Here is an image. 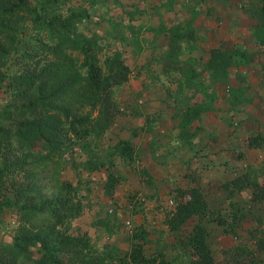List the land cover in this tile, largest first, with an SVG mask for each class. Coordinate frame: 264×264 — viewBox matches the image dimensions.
Returning a JSON list of instances; mask_svg holds the SVG:
<instances>
[{"label": "rangeland", "instance_id": "rangeland-1", "mask_svg": "<svg viewBox=\"0 0 264 264\" xmlns=\"http://www.w3.org/2000/svg\"><path fill=\"white\" fill-rule=\"evenodd\" d=\"M20 1L26 3L27 12L13 13L0 19V22L7 26L6 31L13 25L19 30L23 28L25 32L29 27L33 28L34 23L31 20L33 16L30 15L33 9L59 17H66L73 11L83 12L85 9L86 20L79 28L88 34H94L108 52L121 50L125 62L129 64L133 73L141 63L138 64L136 59L137 48L131 44V38L135 36L131 35L132 30L129 31L127 26L137 27L140 21L147 24L149 18L153 20L154 17L156 23L161 18L166 22L163 11H153L154 15L138 12L137 6L150 0ZM152 1L153 5L160 4L162 8L182 4V0ZM201 1L197 0V3ZM249 1L243 0L245 6L241 7L238 6V2L236 8L247 9L250 6ZM202 12L205 16L208 15V10L203 9ZM222 21L221 17L217 19L221 24ZM146 29L147 27L140 33L136 31V34L148 39ZM6 31L0 32V38L8 37L4 33ZM141 53L145 54L143 51ZM155 65L157 64L151 63L147 67H141L144 72L138 77H132L131 74L129 81L115 90L119 110L116 120L99 141L90 147L75 146L67 149L63 147L48 156L45 153L25 156L26 153L17 148L13 149L10 159L3 162L0 159V166L3 168L0 173V244L9 241L14 235L16 215L12 211L17 202L13 197V190L23 186L31 191L30 197L35 205L37 203L47 205L63 198L80 201L82 212L65 225H61V228L72 233L85 231L99 248L106 243L119 247L120 253L123 254L129 247L132 232L144 229L147 239L144 248L147 254L160 251L170 264H190V257L176 244V238L167 229L164 219L172 208L169 200L175 194L176 187H183L186 183L201 185L208 183L210 187L207 191L208 200L218 214L229 218L234 212L242 214L243 217L234 228L217 224L212 220L202 221L208 230L207 242L217 264H264V202L252 201L250 186L233 195L213 187L215 181L230 179L248 169L254 170L258 181L264 183V146L249 148L244 144L246 136L264 125L260 115L264 106V89L256 83L259 71L253 67L252 72L248 73L250 78L244 74L246 75L244 78L248 79L242 80L237 76L240 68L236 70L238 67L236 66L235 69H231V76L215 81L208 77L207 72L200 70L199 63L196 66L199 69L195 71L197 80H190L187 83L186 75L170 73L171 64L163 65L161 68H156ZM197 81L198 84L195 86ZM205 84L210 87L209 90L213 88L215 98L210 103L211 109L203 113L202 130L197 132L195 129L201 136L197 135L193 143L190 142L194 146H184L178 136H173L172 139L158 137L156 141L159 145L164 144L162 147L167 152L158 149L154 151L155 158L149 157L146 149L147 140L132 135L139 118L135 114L137 110L135 108L151 112L158 110L162 104L184 107L195 90ZM242 84L247 85V89L242 90L238 104H233L235 98L232 90ZM0 96L4 97L2 91ZM254 120H257L256 123ZM134 123V126L129 127ZM196 126L194 123L190 129ZM136 128L138 129V126ZM175 131L173 135L178 132ZM118 136L137 143L135 151L137 160L151 175L150 184L142 180L144 177L141 178L125 160L114 154L112 147ZM204 139L206 142L203 145ZM156 141L149 142V146L157 144ZM159 154L162 155L156 157ZM34 157L38 159L40 165L29 166L28 170L19 171L12 165L14 162L28 164ZM101 162L105 165L98 169H90ZM108 162L112 165L105 168ZM108 171L120 175L122 180L110 193L104 190ZM34 185L39 187V194L33 192ZM18 202L24 204L26 201ZM236 208L238 209L235 210ZM127 220H130V225L126 224ZM196 222L197 219L191 220L184 228L190 229ZM261 245L263 247H260ZM258 246L259 251L254 254ZM30 250L36 255L35 248ZM111 262L119 264L114 259Z\"/></svg>", "mask_w": 264, "mask_h": 264}, {"label": "trees", "instance_id": "trees-1", "mask_svg": "<svg viewBox=\"0 0 264 264\" xmlns=\"http://www.w3.org/2000/svg\"><path fill=\"white\" fill-rule=\"evenodd\" d=\"M27 9L26 3L20 0H0V19L27 12ZM85 14L84 9L59 17L33 9L30 15L34 26L26 32L16 25L6 31L7 26L0 22V32L6 31L8 35L0 38V92L4 93L3 98L0 96L2 162L10 159L13 149L17 148L25 152V156L37 153L48 156L63 147H90L116 120L119 110L115 90L129 81L132 69L121 50L108 52L94 34L79 28L86 20ZM261 14L262 20L254 34L257 42L264 46V4ZM128 28L132 30V26ZM168 32L170 57L181 52L183 42L194 40L193 30L182 28L180 24H173ZM243 55L236 47L211 48L203 71L215 81L226 79L230 69L237 65L234 64L236 58ZM262 72L264 74V62ZM195 73L193 70L185 76L187 83L197 78ZM209 88L206 84L197 88L182 109L180 126L186 139L194 135L189 133V126L211 109L215 95L213 88ZM242 90V86L232 90L235 103L241 100ZM244 144L249 148L263 147L264 129L250 133L244 138ZM112 150L144 177L142 180L151 183L148 170L137 160L136 143L118 136ZM12 165L23 171L40 162L34 157L28 164L14 162ZM101 165L102 162L90 169ZM111 165L108 162L105 168ZM2 170L0 166V173ZM253 171L248 169L230 179L217 180L213 187L233 195L250 186L252 201L264 202V183L258 181ZM106 176L104 190L110 193L122 180L120 175L109 171ZM34 188L33 192L39 194V187L34 185ZM208 188V183L176 187L171 197L174 206L164 219L176 244L190 257V264H217L207 242L208 230L203 220L234 228L242 217L234 212L229 218L218 214L209 203ZM30 192L23 186L13 190L17 202L12 211L16 215V229L9 241L0 244V264H112L113 259L119 264H170L163 252L146 253L144 229L132 232L129 247L123 254L119 247L106 243L99 248L85 231L72 233L61 228L82 212L80 201L63 198L47 205H35ZM194 219L197 222L190 229L184 228ZM127 221L130 225V220ZM30 248L36 249V255ZM258 251L259 246L254 254Z\"/></svg>", "mask_w": 264, "mask_h": 264}, {"label": "crops", "instance_id": "crops-1", "mask_svg": "<svg viewBox=\"0 0 264 264\" xmlns=\"http://www.w3.org/2000/svg\"><path fill=\"white\" fill-rule=\"evenodd\" d=\"M242 1L243 0H202L201 3H197V0H182L181 5L176 6V4H174L172 8L169 6L162 8L159 6L160 4L153 5V1L150 0L147 3L137 6L138 12L143 14H153V11L156 12V10L165 12L163 14L165 15L164 17L167 23L162 20L163 18L156 23L157 20L155 21L154 17L153 20L149 18L147 24H142L143 22L140 21L138 24L139 26H132L131 35L135 37L131 38V44L137 48V62L138 64H145L143 66L140 64L134 73L132 70V77H138L140 73L144 72V70H141V67H147L148 64L150 65L151 63H156L157 65L154 66L156 68L171 64L170 73L172 74L173 72L172 75L179 73L185 76L193 70L195 72L199 69L196 67L199 63L201 64L200 70L203 71L204 63L208 58L211 48L219 47L226 49L236 47L239 48L244 55L236 58L234 64L237 65H234L231 69H235L236 66H238L236 70H238V68H240V70L237 72V76L245 80L249 77L248 73L252 72L251 69L256 67L259 71H256L258 76L256 83L261 89H264V74L262 72L264 46L257 42L254 34L255 29L262 20L261 7L263 5V0H250V6L247 9L236 8L238 2V6H245ZM203 9H206V11L208 10V15L205 16L202 12ZM220 17L223 20V24L217 22V19ZM173 24H180L182 28L193 30L194 40L192 43L183 42L181 44V52L176 56L170 57L167 53L169 39L168 28ZM146 27L145 34L149 37L148 39L142 38V36L136 34V31L140 33L141 30H144ZM125 41L127 42V40ZM142 51L145 53L144 55L141 53ZM259 58L261 62H259ZM231 69L230 76L232 73ZM244 74L248 77L244 78L246 77ZM242 87L243 89H247V85L245 86V84H242ZM233 104L238 103L233 102ZM135 109H137L135 114H137L139 118L137 119L138 121H136L138 122L136 125L138 129L135 126V131L133 132L135 134L134 137L147 140L146 149L149 153V157L155 158L154 151H158V149H163L165 153L167 152L166 149L162 147L164 144L159 145L156 141L158 137H169L172 139L173 136H178L179 139L182 140L184 146H194V144L190 142L193 143V139L197 135L198 137L201 136H199L197 132L203 128L201 124L204 118L203 113L198 120L192 123H196L197 125L194 129H190L192 124L189 126V133H193L194 135L186 139L187 137L183 136L180 126L182 106L178 108L176 105L171 106L162 104L158 110H153L151 112L142 111V108H140L141 111L139 108ZM260 115L264 122V106ZM254 121L256 123L257 120ZM134 125L135 123L133 125L130 124L129 127ZM261 129H264V125ZM175 130L178 132L173 135V133L176 132ZM153 141H156L158 145L155 143L154 146H149V142ZM200 141H202V138ZM205 142L206 139L203 140V145ZM161 155L162 154L156 155V157H160Z\"/></svg>", "mask_w": 264, "mask_h": 264}, {"label": "built area", "instance_id": "built-area-1", "mask_svg": "<svg viewBox=\"0 0 264 264\" xmlns=\"http://www.w3.org/2000/svg\"><path fill=\"white\" fill-rule=\"evenodd\" d=\"M169 204H170L171 207L174 206L173 201L171 199L169 200ZM127 224H129V221H127Z\"/></svg>", "mask_w": 264, "mask_h": 264}]
</instances>
